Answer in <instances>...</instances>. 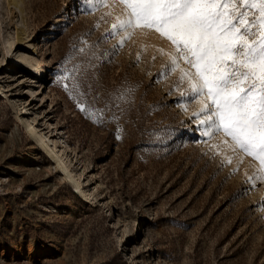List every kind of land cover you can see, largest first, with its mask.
<instances>
[{
    "label": "rangeland",
    "instance_id": "1",
    "mask_svg": "<svg viewBox=\"0 0 264 264\" xmlns=\"http://www.w3.org/2000/svg\"><path fill=\"white\" fill-rule=\"evenodd\" d=\"M126 18L0 0V264H264L259 159L194 135L195 70L154 28L109 35Z\"/></svg>",
    "mask_w": 264,
    "mask_h": 264
},
{
    "label": "snow or ice",
    "instance_id": "2",
    "mask_svg": "<svg viewBox=\"0 0 264 264\" xmlns=\"http://www.w3.org/2000/svg\"><path fill=\"white\" fill-rule=\"evenodd\" d=\"M104 0H78L80 12ZM127 18L118 30L154 28L195 70L191 96L206 97L194 135L206 141L223 133L259 159L264 181V0H123Z\"/></svg>",
    "mask_w": 264,
    "mask_h": 264
},
{
    "label": "bare ground",
    "instance_id": "3",
    "mask_svg": "<svg viewBox=\"0 0 264 264\" xmlns=\"http://www.w3.org/2000/svg\"><path fill=\"white\" fill-rule=\"evenodd\" d=\"M14 4H16V2H14ZM57 22H61V18H57ZM24 64H26V63H24ZM32 71L36 73V78H40V77L45 76L44 69L40 65L36 66V68L35 67L32 68ZM23 124L26 128H29L30 131H28V133H29L31 139L33 141H35V139L38 140L39 144L43 145V147L47 149L48 154L43 150L44 153L46 154V156L49 157V155L51 154L53 156V158L56 160V161H54V165L56 166V168H58V172H60L61 174L65 173L66 177L70 179V183L74 184L76 191H78L82 196L85 197V193L82 190V188L80 187V184L78 183L77 179L73 175V172L66 165L62 156L54 150V146L52 144H50V141L49 140L47 141V139L39 132V130L36 129V127H35V125L31 119L24 117ZM39 144H38V147H39ZM65 181H68V180L65 179Z\"/></svg>",
    "mask_w": 264,
    "mask_h": 264
}]
</instances>
